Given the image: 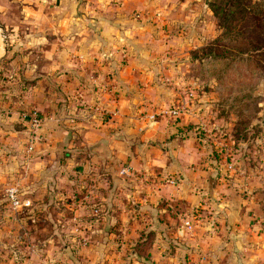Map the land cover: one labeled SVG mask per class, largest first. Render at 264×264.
I'll use <instances>...</instances> for the list:
<instances>
[{"label": "crops", "instance_id": "1", "mask_svg": "<svg viewBox=\"0 0 264 264\" xmlns=\"http://www.w3.org/2000/svg\"><path fill=\"white\" fill-rule=\"evenodd\" d=\"M208 2L54 0L51 35L26 41L34 49L20 56V77L35 80L32 92L19 107L0 99V194L18 186L28 202L19 206L27 214L18 222L40 221L31 211L36 207L77 208L98 189L92 203L101 222L120 225L118 236L88 229L91 239L104 241L100 254L122 252V242L133 240L145 221L157 241L144 264H264L261 172L247 165L227 169L222 161L215 169L193 130L222 123L208 118L215 89L205 91L189 69L203 60L195 51L220 33ZM177 107L181 114L173 119L168 111ZM31 109L44 117L39 133L46 140L26 159L19 112ZM209 170H216L215 180ZM76 212L48 219L72 221ZM189 215L187 230L182 222ZM11 220L0 213L2 229ZM114 236L121 243L112 247ZM115 255L116 264H125Z\"/></svg>", "mask_w": 264, "mask_h": 264}, {"label": "rangeland", "instance_id": "2", "mask_svg": "<svg viewBox=\"0 0 264 264\" xmlns=\"http://www.w3.org/2000/svg\"><path fill=\"white\" fill-rule=\"evenodd\" d=\"M246 1L249 4H245L244 7L247 8V11L244 13L236 11L239 5L238 0H209L208 2L209 8L215 12L214 21L220 27L219 41L216 47L222 51L226 50L224 47L232 49L231 45H234L231 53L235 58H232L229 66L227 59L213 62L210 59L205 61L203 57L199 64L189 68L196 76L199 75L198 84L202 85L205 91L212 87L215 88V99L211 101L216 108L212 109L210 112L212 116L209 115L208 118L222 120L220 126L206 128L203 123L194 127L193 130L195 134L198 131L203 134L201 145L204 148L205 158L211 159L215 165L222 161L227 169H229L228 165L231 169L237 165H241V168L247 165L253 171L261 172L259 174L263 179V186L259 188L258 197L262 199L261 205L258 206L260 209L258 213L262 214L260 228L264 229V55H261L260 60L256 57L251 58L250 60L254 63L247 66L248 63L244 61L247 56L243 57L236 52L238 49H242V41L239 42V40L242 39L243 34L246 35V32L240 35L241 29L246 24L249 23L253 31L263 32L264 0ZM53 7H55L54 0H0V46L3 48L0 50V99L5 98L10 105L17 104L19 107L21 98H28L32 92L35 80L20 77L21 69L24 70L20 56L26 49H34L32 46L34 43H28L30 48H25L26 41L33 42L41 34L51 35L50 28L55 15ZM233 13H236L235 16H232ZM258 23L260 24L258 25ZM212 43L210 41V44L208 43L206 46H212ZM204 51L198 50L194 54L201 56L208 53L207 49ZM221 51L215 50V54L219 55L222 53ZM33 53L32 50L30 55ZM228 55L226 54L227 57ZM216 72L220 77L219 81L214 83L210 80V75L216 74ZM8 84H11V87ZM206 96L208 97L209 94ZM169 110L168 113L173 119L181 114L178 107ZM159 113L168 115L167 111L163 110ZM157 115L156 112L155 117ZM237 120L245 122L246 129L242 128V124H238L239 127L236 130L239 132L238 142H235L232 140L231 134L235 131L234 123ZM236 158L241 159L240 163L235 162ZM217 167L216 165L215 169ZM165 182L168 181L165 180ZM97 190L92 192L91 201L85 202L84 198L79 200L81 202L76 203L79 205L77 208L54 205L52 208L54 214H58L63 219H70L74 209L77 212L72 221L53 223L48 219L54 215L53 212L46 211L44 207H36L31 210L43 221L18 222V218L27 213H23L20 207H12L4 195L5 191L3 195L0 194V198H4L3 205H5V207H0L1 215L12 217L11 223L6 228L0 227V264H116V253H119L118 261L126 259L124 260L125 264H130L132 260L138 264H144L150 256L152 245L157 241L153 232L147 229L148 225L145 221L141 220L142 225L137 229L138 232L133 240L122 242L123 253L108 248L103 254H100L99 251L102 248L100 244H104V241L99 243V240L95 239L97 237L94 236L91 239L89 233L86 234L88 229L90 230L94 226H98L96 230L111 231L116 236L120 233L118 229L120 225L117 221L101 222L100 207L97 203H92L98 195ZM82 193H76L72 197L73 200L80 199ZM161 205L166 206L163 201ZM123 208H126L125 203ZM47 209L49 210V207ZM119 209L116 208L117 212ZM165 209L167 210L164 214L168 215L169 207H165ZM114 212L113 215H115ZM44 216H47L48 220L45 219V221ZM148 231L150 232L149 246L140 249V252L137 253L134 246L137 241L141 240V235L143 237V233ZM54 232H57L55 233L57 235L52 239L50 236ZM108 243L115 247L121 241L114 236ZM105 257L108 258L107 261L104 260ZM119 257L121 258L119 259ZM39 259L41 262L38 261Z\"/></svg>", "mask_w": 264, "mask_h": 264}, {"label": "trees", "instance_id": "3", "mask_svg": "<svg viewBox=\"0 0 264 264\" xmlns=\"http://www.w3.org/2000/svg\"><path fill=\"white\" fill-rule=\"evenodd\" d=\"M238 2H239V5H238V7H237V9H236V11L238 12H240V13H244V12H246L247 11V8H245L244 6H245V4H249V2L248 1H246V0H238ZM209 7V6H208ZM210 9V8H209ZM211 10V12H212V14H213V17H214V15H215V12H213V10L212 9H210ZM248 13H250V12H248ZM235 14L236 13H233L232 14V16H235ZM248 15V14H247ZM231 16V17H232ZM260 23H258V25H259ZM217 25V24H216ZM257 25V24H256ZM218 26V25H217ZM219 27V26H218ZM220 28V27H219ZM263 29V32L261 33V31H259V32H256L255 30L253 31L252 30V28L250 27V24L248 23V25L246 24L245 26H244V28H242L241 29V34L240 35H242V33L243 32H246V35H242V39L241 40H239V42L240 41H242V46H241V48L242 49H238L236 52L238 53V54H241V55H243V57H245V56H247V58H245V62H247L248 64H247V66L249 65V64H252V63H254L253 61H251L250 59L251 58H254V57H256V58H258V60H260L261 58V55H264V28H262ZM219 39V36L217 37V38H215V39H213L211 42H213L211 45L212 46H203V47H201V48H199L198 50H202L203 52H205L204 50H206L207 49V51L206 52H208V53H206V54H202L200 57L201 58H203L204 57V60L205 61H207V60H211V61H213V62H217L218 60H223V59H227V64L230 66V64H231V61L233 60L232 58H235V56H233L234 54H232L231 53V51L233 50V46L231 45V48L232 49H229L228 47H224L226 50H219V48L218 47H216V46H218L217 45V43H218V40ZM217 40V41H216ZM209 44H210V42H209ZM215 46V47H214ZM209 47V48H208ZM210 47H214V48H210ZM197 50V51H198ZM215 50H217V51H221L222 53L221 54H219V55H217V54H215ZM196 52V51H195ZM226 54L228 55V54H231L232 56H230L229 57V55H228V57L226 56ZM195 56H197V54H194ZM226 56V57H225ZM207 57V58H206ZM240 60H242L243 58H239ZM256 63V62H255ZM215 73V72H214ZM214 73H212V75H210V76H212L214 79H215V81L217 82V81H219V74L216 72V74H214ZM215 89V88H214ZM238 124H242V128L243 129H246V125H245V122H242V121H236L235 123H234V129H235V131H234V133L233 134H231V136L233 137V141H235V142H238L237 140V138H238V133L239 132H237L236 130L238 129V127H239V125ZM244 131V130H243ZM245 133V132H244ZM202 133L201 132H197V134L195 135L196 136V138H197V140L198 141H202ZM245 135V134H244ZM204 137V136H203ZM204 149V148H203ZM207 169H209L208 167H206ZM211 168V167H210ZM209 171H211V170H209ZM216 170H213V171H211L210 172V176L215 180L216 179ZM149 235H150V232L148 231V232H145V233H143V237H142V235H141V240H139V241H137L136 242V244H135V246H134V249L137 251V253H139L140 252V249H142V248H145V247H148L149 246V240H150V238H149Z\"/></svg>", "mask_w": 264, "mask_h": 264}, {"label": "built area", "instance_id": "4", "mask_svg": "<svg viewBox=\"0 0 264 264\" xmlns=\"http://www.w3.org/2000/svg\"><path fill=\"white\" fill-rule=\"evenodd\" d=\"M19 114L20 117L23 119V122L27 129L26 138L24 142V151L26 157H28V155L33 152L37 144L42 143L46 140V138L39 133V128L42 122L44 121V117L39 114L35 109H31L29 111L21 110ZM167 181L171 182L172 180L168 179ZM5 196L12 207H19L22 204V206L28 205V202L24 199L20 200L18 196V186L16 185V183H13L5 189ZM182 224L185 229L189 230L192 226V217L190 216L189 218L187 217L186 219H184Z\"/></svg>", "mask_w": 264, "mask_h": 264}, {"label": "water", "instance_id": "5", "mask_svg": "<svg viewBox=\"0 0 264 264\" xmlns=\"http://www.w3.org/2000/svg\"><path fill=\"white\" fill-rule=\"evenodd\" d=\"M211 186H212V179L209 178V179H208V188L210 189ZM210 190H211V189H210ZM210 190H209V193H210ZM210 194H211V193H210Z\"/></svg>", "mask_w": 264, "mask_h": 264}]
</instances>
